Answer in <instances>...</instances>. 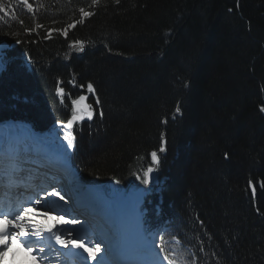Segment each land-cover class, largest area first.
<instances>
[{"label":"trees","instance_id":"1","mask_svg":"<svg viewBox=\"0 0 264 264\" xmlns=\"http://www.w3.org/2000/svg\"><path fill=\"white\" fill-rule=\"evenodd\" d=\"M1 42L0 121L65 122L91 82L100 104L73 128L82 184L143 185L163 134L146 232L163 225L177 264H264V0H0Z\"/></svg>","mask_w":264,"mask_h":264},{"label":"snow or ice","instance_id":"2","mask_svg":"<svg viewBox=\"0 0 264 264\" xmlns=\"http://www.w3.org/2000/svg\"><path fill=\"white\" fill-rule=\"evenodd\" d=\"M23 2L27 4L28 0H23ZM99 2L100 0H92L93 5L99 4ZM115 2L118 4L119 0H115ZM29 7H31L30 4ZM79 11L85 18L93 14L83 8ZM37 27H40V25H37ZM68 27H74V24H70ZM64 34L67 35V32L65 31ZM16 43H20V41L16 40ZM75 43L80 44V50L83 51L82 42L77 41ZM5 64L3 53H0V71L5 70ZM87 90L90 93H95L91 83L87 84ZM57 92L63 103L64 89L58 87ZM86 101L87 97L85 95L72 99L71 117L67 120L66 125L59 121L57 123L62 128L72 129L75 122L82 121L85 117L91 120L93 118L92 105ZM95 103L100 104L98 97ZM180 110V107L177 106L176 112L179 113ZM261 111H264V108H261ZM99 114L103 117L102 110ZM58 135L59 133H57ZM161 139L160 151L163 152V134H161ZM63 141L65 143L59 145V149H62L63 153L74 148L75 136L73 132L65 131ZM151 157L154 163H159L156 151L151 153ZM23 164L21 149L18 144L9 142L7 147L0 145V264H3L14 244L25 255L31 257V264H68L67 258L69 257L74 258L73 264H80V262L87 264L89 261H94L95 264H108L105 257L112 251L111 244L103 239L99 243L91 240L85 242L90 230L87 219L84 221L76 218L68 219L66 218L67 215H70L68 213L54 215L59 209L52 207V205L59 204V201H64L67 205L65 199L67 193L61 195L64 189L61 188L57 191L54 185L52 191L48 192L46 188L42 187L43 181L38 182L39 173L33 169H26ZM153 171V168L149 167L142 178H137L141 179L143 185H149L154 180V177L150 175ZM116 183L119 184L120 182L116 181ZM21 189L24 192L32 191L33 195L27 197V199H21L20 197L23 195ZM146 191L148 189L137 190V202H139V197ZM40 192H44V197L36 198ZM55 197L59 199L56 200ZM137 222H140L139 213H137ZM64 225L81 227L65 228ZM81 229L84 230V234L74 237L73 233H79ZM173 240H176V238L173 237ZM57 245L59 247H56ZM152 246L154 249H158L156 256L159 264H164L165 261L167 264H177L178 258L183 261V254L175 249H166L157 244L155 240L152 241ZM81 249L83 252L79 251ZM83 253H87V255L85 256ZM9 264H19L17 252H12ZM126 264H137V262L129 261Z\"/></svg>","mask_w":264,"mask_h":264},{"label":"bare ground","instance_id":"3","mask_svg":"<svg viewBox=\"0 0 264 264\" xmlns=\"http://www.w3.org/2000/svg\"><path fill=\"white\" fill-rule=\"evenodd\" d=\"M14 133L15 132L10 134L9 137L5 133H3V135L0 136V141H3L2 145H4V147H7L8 143L11 142L14 144H18L20 146V148H23L25 150V151L23 150V152L21 153V156L24 157V159H22V160H24L23 166H25L26 169L36 170L39 173V179H42V176H44L43 171H46V174L49 172V170L47 169V165H45V163H44L45 161L40 157V154L44 153V152H41V151L34 149L32 143H30L29 141L28 142L23 141L24 135L19 140L17 137L13 136ZM26 155H29L30 157L26 156ZM48 156H50L51 158H54V157H56L57 159L59 158L60 161L63 163V165H65V161H63L61 159V155H59L58 153H55L54 151H49ZM47 175H49L47 177V178H49L48 184H52L51 182L53 181V178L55 176L57 178L60 176V174L55 175L52 173L47 174ZM60 178L61 177H59V179ZM131 190H133V189H131ZM47 191L51 192L52 187H49ZM57 191H59V189H57ZM86 192L83 193V199L84 200L87 199L91 203L92 202L97 203L99 205V209H101L100 213L105 215V217L108 216L111 220H113L111 224L114 225L113 227L115 228L117 234H119V237H120L119 245L116 244V246L114 248H112L113 252L111 251L112 253H115V255H116L115 257L119 259L120 257H123V256L124 257L130 256L128 251H130L133 248V245L134 246L137 245L138 250H139V247L142 248V244H143L142 243L143 242V239H142L143 238L142 237V235H143L142 218H141L140 211H138L137 208H135V209L133 208L134 207L133 205L135 203V202H133V199L127 200V208L125 210V205H124L125 202L123 203V205H121L119 197H113V198L106 197L104 195L100 185H93V184L89 185V194L91 195V197H94V198H89L87 195H84ZM102 197H103V199H102ZM132 197H134V196L132 195ZM140 199H141V196L139 197V200ZM121 206H122V208H121ZM52 207L56 208V206H52ZM43 210H47V209H43ZM75 210H76V212H78L79 209L76 208ZM137 213H139V216H140V222L139 223L137 222ZM54 215H60V211L58 210L57 212L54 213ZM69 217L70 216H66V218H68V219H69ZM73 227H76V226H73ZM79 233L74 232L73 236L75 237L76 235H79ZM92 237H93V235H92ZM88 240L89 239H86L85 242H88ZM144 244H143V248L140 249V255L142 254V256L139 255V257H142V258H144L143 253H142L145 249ZM89 246H91V244H89ZM135 247H134V249H135ZM13 251L17 252V261L19 262V264H26L28 261H31V257L25 255L14 244L13 249L10 250L9 257L5 258L3 264H9V261L11 260ZM54 259L55 258L53 257V260ZM82 263L83 262H80V264H82Z\"/></svg>","mask_w":264,"mask_h":264},{"label":"rangeland","instance_id":"4","mask_svg":"<svg viewBox=\"0 0 264 264\" xmlns=\"http://www.w3.org/2000/svg\"><path fill=\"white\" fill-rule=\"evenodd\" d=\"M65 31H66L65 29L62 30V33L64 34ZM7 46H6L5 42H1L0 43V50L2 48H4V47H7ZM9 123H10L11 127L10 128L8 127L9 130L5 133L6 135H10L13 132L20 133V130L23 127V123L22 122L17 121V120L14 119V120H9ZM2 126H3V123L0 124V136H2L3 133H4V128ZM65 131H72V130H68L66 128H62L60 124H55V125H53L52 128H49L48 131H45L43 135L34 137L33 143L35 145H38V147L41 148V149H49L51 151H54L55 153H58L59 155H65V156L67 155L68 158L70 159V154H71L70 150L71 149L70 150L68 149L66 153H63V150L59 149V145H61L62 143H65L63 141V135H64ZM57 133H59L58 136H57ZM13 136L17 137L19 140L22 137V135H16V133H14ZM23 141H24V139H23ZM65 175H66V178L62 177V181H60L59 184H57V185H59L60 188H63L64 191H66L65 193L70 195L71 193H73V190L76 189V190H80L82 193L87 191L84 195H87L89 198H94V197H91V195L89 194V185L81 184V182L77 178L76 173L74 174L72 172H68ZM160 183H161L160 179H157V183L153 184L152 186H141V187H138V185L135 184V183L131 184V186L127 189V191H123L122 193H120L118 195L119 198H120V204L123 205V203L125 202L124 205H125V210H126V208H127V200L128 199H133V202H135L134 205H133L134 206L133 208L134 209L137 208L138 211H140V214L142 216L143 212H144V209L142 208V204H143L144 196L147 193V191L144 192L141 195V199L139 200V202H137L135 193H137L138 189H148V191H150V190H152L153 187L154 188H156V187L160 188V185H159ZM94 185H100L101 186V183L96 182ZM131 189H133V190H131ZM132 195L134 197H132ZM102 199H103V197H102ZM121 208H122V206H121ZM112 221L113 220H111L109 218V220H108L109 227L104 226L103 228H101L104 232L100 233V237H101V239L105 240V242L110 243L111 247L114 248L116 246V244L119 245V243H120L119 239L120 238H118V236H117L116 230L113 227L114 225L111 224ZM113 232L116 233V234H114ZM158 236H159V234L154 232L152 237H148V238L145 237V244H144V242H142L144 244V246H145L143 254L145 255L147 253V255H149L150 257L154 256V258H152V262H151V263H154V264H159V262H158V260L154 261L155 258L157 259V256L155 255V253H152V251H151V249L153 248L152 241L155 240V242L157 243ZM92 241L96 242V243L101 242L100 239L98 240V242H97V240L95 241V238H93ZM143 244H142V248H143ZM135 246H137V245H135ZM135 246L133 245V248L130 251H128L129 254L130 253H135V254L138 253L139 254V251L142 248L139 247V250H136L137 252H134L135 250H133V249H134ZM102 247H103V245H102ZM140 256H142V254ZM164 264H167V262L165 261Z\"/></svg>","mask_w":264,"mask_h":264},{"label":"water","instance_id":"5","mask_svg":"<svg viewBox=\"0 0 264 264\" xmlns=\"http://www.w3.org/2000/svg\"><path fill=\"white\" fill-rule=\"evenodd\" d=\"M7 46V45H6ZM5 48V47H4ZM0 53H3V56L5 57L6 56V51L4 50V49H2V50H0ZM25 60H26V62H27V64L28 65H30V61H29V58L26 56L25 57ZM88 83H91V82H88ZM87 83V84H88ZM87 84H86V86H83V85H80L79 86V90H80V94L77 96V97H79L80 95H85L86 97H87V103L88 104H90V102L88 101V98H89V96L90 95H93L95 98H97V93H96V89H95V87H94V85H93V88L95 89V93H90L88 90H87ZM81 86H83V87H81ZM76 97V98H77ZM75 98V99H76ZM92 110H93V116H94V109L92 108ZM71 117V115L69 116V118ZM68 118V119H69ZM67 119V120H68ZM86 120H89V119H87V117H85V119L84 120H82V121H77V122H83V121H86ZM67 122V121H66ZM66 122L65 123H63L64 125H66ZM74 126V125H73ZM161 143H162V141H161ZM166 146H167V139H166V136L165 135H163V147H164V151L163 152H161V153H165L166 152ZM157 155H158V153H157ZM152 158V157H151ZM155 165H156V163H154L153 162V160H152V165H150L149 167H152L153 168V173L152 174H150L151 176H153L154 177V180H152L151 182H150V184H153L154 182H155V179H156V177H157V174H156V167H155ZM148 167V168H149ZM139 177V176H138ZM116 181H119L118 179H115V178H109V179H107L106 181H104L103 183H102V189H103V192L105 193V195L106 196H108V197H116L120 192H122V191H124V189H125V186L122 184V182H120L119 184H117L116 183ZM260 184H261V182H260ZM251 190H252V192H254L255 191V188H254V185L251 183Z\"/></svg>","mask_w":264,"mask_h":264},{"label":"flooded vegetation","instance_id":"6","mask_svg":"<svg viewBox=\"0 0 264 264\" xmlns=\"http://www.w3.org/2000/svg\"><path fill=\"white\" fill-rule=\"evenodd\" d=\"M63 123H65V122H63Z\"/></svg>","mask_w":264,"mask_h":264}]
</instances>
